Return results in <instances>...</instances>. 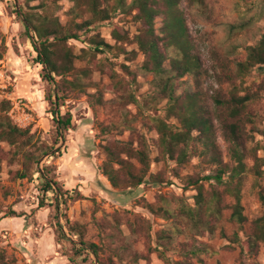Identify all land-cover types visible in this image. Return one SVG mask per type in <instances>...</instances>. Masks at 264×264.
<instances>
[{
    "label": "trees",
    "instance_id": "16d2710c",
    "mask_svg": "<svg viewBox=\"0 0 264 264\" xmlns=\"http://www.w3.org/2000/svg\"><path fill=\"white\" fill-rule=\"evenodd\" d=\"M28 1L26 0L27 5ZM37 1L36 5L28 6V10H24L22 14L16 9L13 12L21 17L30 47L35 53L33 61L41 65L42 80L54 86L52 91L49 86L45 99L49 103L48 112L57 135L71 127V114H62L55 106L60 105L71 92L75 95L86 93L87 87H95L93 93L87 94L92 105L108 106L111 101L104 99V93L113 95L112 107L116 110L119 123L132 133L125 141L108 136L105 143L101 144L105 158L98 168L112 188H135L147 182L172 183L161 171H151V146L145 135L134 126L136 121L143 127L156 131V145L161 158H166L177 166H184L190 157H197L206 167L213 168L212 174H191L185 177V185L195 190L192 195L193 204L181 199L176 208H173L161 194L155 196L154 202L144 200L145 207L151 213L160 214L167 220L172 219L167 228L155 233L156 244L163 248L171 245L174 239L177 240L184 259L175 264H192L187 257H198L200 253L210 249L206 243L193 238V234L212 238L214 232L218 231L219 235L225 237L227 234L223 223L241 227L247 219L241 204L244 174L258 176L263 172L264 144L261 147L262 157H258L253 150L250 151L247 144L253 138L252 131L255 130L256 111L252 103L262 98L264 92V33L255 43L245 47L244 57L234 61L231 74L222 72L218 75L215 72L218 82L228 81L232 88L226 92L217 90L211 94L213 109L210 110L204 105L205 96L200 88L202 63L179 8L181 0H68L71 4L65 12L67 18L64 22L56 14L61 9L58 3L61 0ZM188 1L200 8L204 7L203 0ZM117 13L134 23L136 31L132 35L120 24H112L110 33L115 40L114 44H109L96 32L81 40L86 43V47L81 48L79 54L74 53L69 40H80L81 35L94 30L96 24L105 21L112 23ZM158 16H161L162 24L156 28L155 18ZM131 43L135 44L136 49L126 51L125 44ZM113 50L116 51L114 57L130 55L127 60L133 59L139 51L143 60L136 70H132L126 64L127 60L117 64L108 57L103 61L95 59L96 54ZM77 60L84 61L85 64L76 66ZM115 65H119L122 72L129 75L127 80L115 71ZM254 69L261 72L263 77L239 94L236 79ZM94 71L106 74L110 84L101 87L93 82L91 74ZM136 72L152 76V94L148 96L151 102L144 99V104H151L153 107L164 100V116L154 117L144 113V106L131 87ZM184 76L192 79L197 87L195 91L182 88ZM177 89H181L179 93H176ZM52 94L55 100L52 99ZM130 103L136 108L131 117L125 107ZM9 106V100L0 101V142H5L10 147V151L0 148V162L17 159L20 168L10 174L14 178L28 177L36 182L37 207L52 205L58 209L62 205L66 208L68 200L75 199L80 194L74 189H63L47 164V160L59 155L61 150L51 153L40 168V156L52 149V146L41 149L39 154L26 149L27 145L34 144V133H30L29 126L19 127L12 123L6 115ZM171 116L176 122L169 120ZM99 127L101 133L108 135L114 126L102 123ZM216 130H219L226 144V155L233 164L223 160L222 149L216 140ZM247 156L253 161L250 166L245 162ZM204 181L210 186L209 189H205ZM213 183L224 184L225 187L218 190ZM227 191L234 196L232 205L224 202ZM259 197L263 207L261 214L250 221L245 238L237 240L243 264H247L245 257L251 253L256 254L260 244L264 247V190H260ZM64 220L68 233L81 245L78 247L76 243L70 242L71 238L65 234L59 221L56 222L57 240L67 239L71 245L68 251L70 263L121 264L115 262L110 255L100 256L102 248L84 239V225L69 222L65 214ZM118 222L116 219V225H113L115 233L112 236L120 242L117 256L143 231H147L146 235L151 237L147 220L138 215L132 214L126 219L128 235L121 233ZM190 239L191 243L188 242ZM150 249L149 247L148 250ZM91 254L96 261L91 258ZM141 258L148 262L147 254L134 252L130 264H138ZM15 263V258L0 251V264ZM216 264L221 263L217 261Z\"/></svg>",
    "mask_w": 264,
    "mask_h": 264
},
{
    "label": "rangeland",
    "instance_id": "374dc122",
    "mask_svg": "<svg viewBox=\"0 0 264 264\" xmlns=\"http://www.w3.org/2000/svg\"><path fill=\"white\" fill-rule=\"evenodd\" d=\"M204 7H198L188 0H181L179 8L185 19L189 36L197 50L202 63V74L200 88L205 96L204 105L213 109L210 98L217 90L229 91L232 84L228 81H217L215 72L221 75L222 72L231 74L234 61L242 59L245 55V47L255 43L264 33V0H203ZM37 0H0V101L9 100L10 106L6 115L12 123L19 127H30V133H34V144L27 145L26 149L39 154L40 150L52 146L48 152L42 154L39 159V167L43 166L51 153L60 149L61 153L49 160L47 164L51 173L55 176L58 184L65 190L74 189L79 192V197L68 200L66 208L62 205L58 209L54 206L37 207L36 182L33 179L14 178L10 172L20 168L17 159L9 162H0V251L6 256L15 258V264H72L68 258L70 244L67 239L57 240V225L62 226L65 234L77 244L76 238L72 237L65 225L64 214L69 222H76L84 225V239L93 242L102 248L100 256L110 255L112 259L121 264H130L134 252L147 254L148 262L143 258L138 264H175L176 261L184 259L182 249H179L178 241L173 240L171 245L165 247L156 244L155 233L167 228L172 219H165L160 214L151 213L145 202H154L155 196L161 194L169 201L170 206L176 208L178 202L183 199L188 204H193L192 195L195 190L185 185L187 175L212 174L213 168L206 167L199 162L197 157H190L189 162L184 166H177L174 162L161 158L156 145L157 134L154 129L143 127L139 121L134 126L142 132L151 146L150 157L151 171H161L171 184L146 183L135 188L115 189L112 188L106 178L100 173L99 165L105 156L101 144L105 143L106 137L112 136L120 140H127L132 133L129 129L119 123V117L113 106V95L104 93V99L111 101L108 106L90 104L88 95L95 91V87H87L86 93L75 95L70 93L60 105L55 106L60 113L71 114V127L57 135L54 123L48 112L49 103L45 99L46 92L52 83L47 84L40 76L41 65L33 61L35 53L30 47L21 17L13 12L18 10L21 14L28 10V6H34ZM61 9L56 12L60 20H66L65 12L70 6L68 0L58 2ZM129 18L121 14L114 16L112 23L102 22L96 24L94 30L82 34L80 40H69L75 54L80 53L86 43V39L93 33H99L109 44L115 40L111 36L112 24H120L127 28L132 35L135 25ZM162 24L161 16L155 18V27ZM158 32V30H157ZM126 51L136 49L134 43L125 44ZM115 50L107 53L96 54L95 59L103 61L108 57L112 62L119 64L127 60L130 55L121 54L114 57ZM128 56V57H126ZM143 60L142 54L137 51L133 59L126 62L132 70H136ZM76 66L84 65V61L77 60ZM115 71L127 80L126 75L119 65L114 66ZM135 81L131 84L134 88L137 99L144 106V113L154 117L165 115V101H161L151 107V104H144V99L152 94L150 87L151 75H144L136 72ZM263 74L257 69L239 76L236 79V88L239 94L244 88L251 87L253 82H258ZM222 78V76H221ZM93 82L99 86L110 84L106 74L94 71L91 74ZM185 83L182 88L188 91H195L196 85L188 76H184ZM181 89H177L179 93ZM53 93V92H52ZM262 98L252 103L256 111L254 121L255 130L252 131L253 138L248 142L250 151L256 152L258 157L263 156L261 149L264 144V92ZM52 99L55 100L53 94ZM151 102V101H149ZM129 110L130 117L135 114L136 108L130 103L125 106ZM176 122L174 117H170ZM114 126L110 133L100 132V124ZM134 136V135H133ZM217 143L222 149L223 160L233 164L226 155V144L223 141L219 130H216ZM0 148L10 151L5 142H0ZM21 159V156L18 155ZM158 160L155 161V159ZM247 166L252 164V159L245 158ZM260 175L246 173L243 177L241 188V204L246 221L240 227L237 224L223 223L226 236L214 232L212 238L204 235L193 234V238L210 246L208 252L200 253L198 257L189 256L187 259L192 264H243L239 254L237 240H243L249 231L250 221L259 216L262 211L260 190H264V166ZM30 173L32 170L29 171ZM213 182V181H211ZM205 189L210 186L203 182ZM215 184V183H213ZM218 190L224 189V184H215ZM224 202L228 205L234 203V196L230 192L224 195ZM132 214L138 215L147 220L149 224L150 238L143 231L137 239L132 241L123 251L119 252L117 247L120 242L113 239L115 233L116 219L117 226L123 235H128L129 230L126 219ZM56 216V219H55ZM117 217V218H116ZM112 225V227L110 226ZM116 226V227H117ZM189 243L192 242L190 239ZM151 248L150 251L148 248ZM212 250H214L212 252ZM94 259V255H90ZM247 264H264V247L254 255L251 253L245 257Z\"/></svg>",
    "mask_w": 264,
    "mask_h": 264
},
{
    "label": "water",
    "instance_id": "95a60500",
    "mask_svg": "<svg viewBox=\"0 0 264 264\" xmlns=\"http://www.w3.org/2000/svg\"><path fill=\"white\" fill-rule=\"evenodd\" d=\"M92 256H93V254H92ZM94 257V256H93ZM94 261H96V259L94 258Z\"/></svg>",
    "mask_w": 264,
    "mask_h": 264
}]
</instances>
